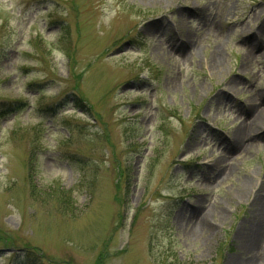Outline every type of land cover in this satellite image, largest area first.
I'll return each instance as SVG.
<instances>
[{
	"label": "rangeland",
	"instance_id": "374dc122",
	"mask_svg": "<svg viewBox=\"0 0 264 264\" xmlns=\"http://www.w3.org/2000/svg\"><path fill=\"white\" fill-rule=\"evenodd\" d=\"M256 111L264 0H0V264H264Z\"/></svg>",
	"mask_w": 264,
	"mask_h": 264
},
{
	"label": "bare ground",
	"instance_id": "6f19581e",
	"mask_svg": "<svg viewBox=\"0 0 264 264\" xmlns=\"http://www.w3.org/2000/svg\"><path fill=\"white\" fill-rule=\"evenodd\" d=\"M261 120H262V114H261V112L260 111H256L252 116H251V119H250V121H249V124L248 125H246V127H241V128H239V129H237V131H236V133H237V136L239 135V133L240 132H244V133H249V132H251V131H253V133H255V138H264V131L263 130H261L263 127L261 126ZM248 126V127H247ZM244 139H247L246 138V136L244 135V137H243ZM243 138H242V140H243ZM242 140H239V141H237V143H236V147L238 148V146H240V148L242 149H245L244 147H245V144L243 143V141ZM249 146V145H248ZM247 146V147H248ZM264 220H263V222H262V227H261V230H263L264 228ZM260 230V229H259ZM261 232L262 231H260V234H261ZM244 238L246 239V240H248L245 236H244Z\"/></svg>",
	"mask_w": 264,
	"mask_h": 264
},
{
	"label": "trees",
	"instance_id": "16d2710c",
	"mask_svg": "<svg viewBox=\"0 0 264 264\" xmlns=\"http://www.w3.org/2000/svg\"><path fill=\"white\" fill-rule=\"evenodd\" d=\"M79 101L81 102V100L79 99ZM31 255H33V253L31 254ZM41 258V257H40Z\"/></svg>",
	"mask_w": 264,
	"mask_h": 264
}]
</instances>
